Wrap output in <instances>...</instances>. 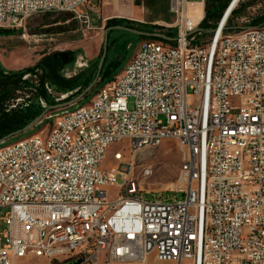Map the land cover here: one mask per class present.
<instances>
[{
  "label": "built area",
  "instance_id": "obj_1",
  "mask_svg": "<svg viewBox=\"0 0 264 264\" xmlns=\"http://www.w3.org/2000/svg\"><path fill=\"white\" fill-rule=\"evenodd\" d=\"M242 1L230 0L215 32L205 33L187 1L172 0L174 48L140 46L88 111L46 116L53 124L39 138L0 146V208L10 209L0 264H147L152 255L174 264H264V25L253 35L232 25ZM86 2L0 0V26L78 13ZM218 32L228 40H215ZM114 137H128V148L113 153V171L102 170ZM170 139L185 149L186 188L147 201L122 151L132 156ZM130 210L140 220H127ZM113 211H122L117 225ZM130 223H138L134 236Z\"/></svg>",
  "mask_w": 264,
  "mask_h": 264
},
{
  "label": "rangeland",
  "instance_id": "obj_2",
  "mask_svg": "<svg viewBox=\"0 0 264 264\" xmlns=\"http://www.w3.org/2000/svg\"><path fill=\"white\" fill-rule=\"evenodd\" d=\"M116 0H87V2L78 10V13H56L50 15H35L29 18L22 28H10L0 26V29L12 31L10 35H0V63L7 71H22L33 68L43 59L50 60L57 53H69V60L63 70L58 75L62 79H71L79 77L77 82L84 81V74L90 72V68L96 66L99 62L101 51L103 49L106 28V19L108 17H120L122 14L113 4ZM188 2L194 0H186ZM141 6L146 12V18L149 20L159 19L173 22L176 14L172 9V0H142ZM111 13V14H110ZM264 14V0H243L232 18V25L240 24L241 27H253L254 20L262 17ZM150 15V17H149ZM231 25V26H232ZM109 29V28H108ZM156 33H165L157 30ZM111 46L108 51L107 64L114 63V68L118 71L123 70L128 62L138 51L139 46L143 44L148 37L139 36L124 31L115 30L111 35ZM159 41V40H157ZM160 42V41H159ZM86 63V66L80 68L78 63ZM49 67L44 65L42 70L44 74L48 73ZM42 72L37 75L28 74L25 77L34 81V88L16 92V99L10 102V109L16 108L19 104L33 100V94L38 86ZM24 80V78H23ZM99 86V80L93 90ZM47 91L56 98V101L67 102V100L76 97L79 88L69 92L60 93L57 87L46 84ZM91 93V92H90ZM91 100V99H90ZM40 105L47 107L43 100H38ZM43 102V104H42ZM89 102V101H88ZM85 103L81 102L67 109L50 112L49 115H57L63 111H71L81 107ZM86 103L85 105H87ZM83 106V105H82ZM134 106V99H129V108ZM54 119H43L38 126V130L30 136L39 134L44 129H49ZM18 137V136H16ZM29 137V136H27ZM24 137L22 139H25ZM14 138V137H13ZM9 139L6 144L12 143ZM20 139V140H22ZM18 140V141H20ZM16 141V142H18ZM128 141H123L113 145L107 154V158L102 165V170L113 168V153L120 149L128 148ZM126 156V162L131 164V171L128 175L137 181L143 194V199L151 201L156 196L173 197L174 191L178 188H186V181L182 174L185 149L178 140H165L158 146H150L138 152L136 155H129L127 151H122ZM149 167L152 171L150 176L144 177L142 171ZM119 184L122 178H118ZM111 198L117 196V188L110 189ZM177 199H182V194L176 195ZM9 208H0V239L3 243V234L7 227L4 218L7 216ZM15 264H48L44 259H35L31 261L17 260ZM147 264H174L171 262H159L155 255L149 257Z\"/></svg>",
  "mask_w": 264,
  "mask_h": 264
},
{
  "label": "trees",
  "instance_id": "obj_3",
  "mask_svg": "<svg viewBox=\"0 0 264 264\" xmlns=\"http://www.w3.org/2000/svg\"><path fill=\"white\" fill-rule=\"evenodd\" d=\"M229 3L230 0H206L205 18L201 22L199 28L205 33H207L209 30H213L215 28L216 23L220 20L224 11L227 9ZM253 24H254L253 27L263 26L264 14L262 17L255 19ZM117 26L137 30L146 34H157L156 31L159 30L156 27L134 23L125 19L114 18L107 20V24H106L107 29ZM114 31L115 30L111 31L108 35V51L111 46L110 38ZM10 34H12V31H6L0 29V35H10ZM159 34H162L167 38L174 39L176 36V30L170 29L167 33H159ZM102 51H101V55H102ZM101 55H100V59H101ZM98 64L90 68V72L84 74V81L82 83H79L77 82L79 77H75L71 79H62L58 75L59 71L63 70L65 66L62 65V62L59 58H54V56L52 57L51 61L47 59H43V61L38 63V65H36L35 67L22 71H7L0 63V140L10 136L15 132L22 130L35 118L40 116L47 108L51 106H55L59 103H63V101H56V98L48 93L46 84L57 87L58 92L64 94L72 92L79 88L80 90L79 93L77 94L79 95L95 80ZM44 65H47L50 68L48 73L46 72L45 75H43L44 71L42 70ZM113 65L114 63L107 64V59H106L104 68L100 74L99 86L97 87V89L92 90L91 93L84 98L85 103L82 105L88 103V101H90V99L104 85L112 82L114 78L121 72L118 71L116 68H114ZM39 71L42 72V75L40 76V80L37 83L38 86H36L35 89L36 93L33 94V100L29 101V104L27 105V101L26 99H24V104H19L16 108L10 109L11 107L10 102L16 99V92H18V90L24 91L29 88H34L33 85L34 81L32 79L23 80V78L28 74L37 75ZM74 98L75 97L67 101H71ZM39 99L43 100L46 103L47 107H43L42 105H40V103L38 102ZM38 128L39 127L35 128L33 131L29 133L19 135L18 137H14L12 139L13 141L11 142H15L24 137L30 136L33 132L38 130Z\"/></svg>",
  "mask_w": 264,
  "mask_h": 264
},
{
  "label": "bare ground",
  "instance_id": "obj_4",
  "mask_svg": "<svg viewBox=\"0 0 264 264\" xmlns=\"http://www.w3.org/2000/svg\"><path fill=\"white\" fill-rule=\"evenodd\" d=\"M193 17L196 18V20H200L202 17V11L201 8H197V10L195 9V11L193 10ZM253 34H258V27H247L245 28V35H253ZM215 40L218 41H226L228 40V32H218L215 33ZM160 46V48H174V46L156 41V40H148L145 41L143 44H141V46ZM180 52L182 53H190V45H180ZM80 67H83L82 63H79ZM97 95H104V87H102L98 92ZM89 110V103L87 105H83L81 107H77L76 111H88ZM42 133V132H40ZM40 133L36 134V135H32L29 136L25 139H22L16 143H27L30 141V139H37L40 137ZM128 141V137H114V142L113 145L115 144H119L123 141ZM161 143H154L152 146H158ZM113 145H106L105 146V153H104V157H103V163L107 158V154L109 149L113 146ZM120 152V151H117ZM151 169L149 167H145L142 171V175L144 177H146L147 171H150ZM106 171H113V168H110L109 170ZM151 173H149L147 175L150 176ZM182 174L185 176L186 175V159L184 157V161H183V166H182ZM122 218V211H113L110 215V225H117V223L119 221H121ZM127 220H140V211L138 210H130L127 211ZM69 228H77V221H69ZM135 232H138V223H130L128 228H127V236H134Z\"/></svg>",
  "mask_w": 264,
  "mask_h": 264
},
{
  "label": "water",
  "instance_id": "obj_5",
  "mask_svg": "<svg viewBox=\"0 0 264 264\" xmlns=\"http://www.w3.org/2000/svg\"><path fill=\"white\" fill-rule=\"evenodd\" d=\"M113 30H120V31H124L127 33H131V34H135V35H139V36H145L148 38H152V39H159V40H164L167 42H175V39H171V38H167L166 36L162 35V34H146L137 30H133V29H129V28H125V27H112L106 30L105 32V39H104V44H103V51H102V55H101V59L99 61L98 64V68H97V74H96V78L95 80L85 89L83 90L79 95H77L74 99H72L71 101H67V102H63V103H59L55 106H51L49 108H47L40 116H38L37 118H35L31 123H29L26 127H24L22 130L15 132L13 134H11L10 136L1 139L0 140V146L5 144L9 139L19 136V135H23L26 133H29L31 131H33L35 128H37L41 122L43 121V119L52 111H57V110H62V109H67L69 107H73L76 104H78L79 102H81L85 97H87L90 92L93 90V88L96 86L99 78H100V74L104 68L105 65V61L107 59L108 56V35L111 31ZM199 31H202L201 29H199ZM215 30H209L207 33H214ZM149 39V40H150ZM69 53L67 52H63V53H57L54 55V58H59L62 62V65L65 66L66 63L69 60ZM64 264H81L80 261H73V262H68V263H64Z\"/></svg>",
  "mask_w": 264,
  "mask_h": 264
},
{
  "label": "crops",
  "instance_id": "obj_6",
  "mask_svg": "<svg viewBox=\"0 0 264 264\" xmlns=\"http://www.w3.org/2000/svg\"><path fill=\"white\" fill-rule=\"evenodd\" d=\"M205 2L206 0H194L191 2L187 1L188 4V9L193 12V10L195 11V9L197 10V8H201L202 11V19L205 18ZM116 6L115 11L119 10L121 12V16L120 17H108L106 19L110 20V19H125L134 23H139L142 25H148V26H152V27H156L159 30L164 31L165 33H167L170 29H173L176 21H177V15L175 17V20L173 22H168L165 20H159V19H154V20H148L146 17V12L143 9V7L141 6L142 4V0H116L115 3H113ZM111 14V13H110ZM150 17V15H149ZM203 21V20H202ZM175 39V38H174ZM151 40H155V39H151ZM159 40V39H157ZM156 40V41H157ZM148 41V40H146ZM161 41V40H159ZM165 42L168 43V45H173V42H167V41H162V43ZM141 46V45H140ZM139 46V48H140ZM174 46V45H173ZM139 50V49H138Z\"/></svg>",
  "mask_w": 264,
  "mask_h": 264
}]
</instances>
